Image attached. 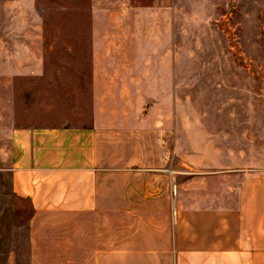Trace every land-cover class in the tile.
Returning <instances> with one entry per match:
<instances>
[{
	"label": "crops",
	"instance_id": "crops-1",
	"mask_svg": "<svg viewBox=\"0 0 264 264\" xmlns=\"http://www.w3.org/2000/svg\"><path fill=\"white\" fill-rule=\"evenodd\" d=\"M133 3L92 0L74 108L11 130L28 263L264 264V171L181 150L173 8Z\"/></svg>",
	"mask_w": 264,
	"mask_h": 264
},
{
	"label": "rangeland",
	"instance_id": "rangeland-1",
	"mask_svg": "<svg viewBox=\"0 0 264 264\" xmlns=\"http://www.w3.org/2000/svg\"><path fill=\"white\" fill-rule=\"evenodd\" d=\"M133 2L173 8L181 150L264 171V0ZM91 10L92 0H0V264H29L30 205L12 192L11 130L40 104L74 108Z\"/></svg>",
	"mask_w": 264,
	"mask_h": 264
},
{
	"label": "built area",
	"instance_id": "built-area-1",
	"mask_svg": "<svg viewBox=\"0 0 264 264\" xmlns=\"http://www.w3.org/2000/svg\"><path fill=\"white\" fill-rule=\"evenodd\" d=\"M175 194V193H174Z\"/></svg>",
	"mask_w": 264,
	"mask_h": 264
}]
</instances>
